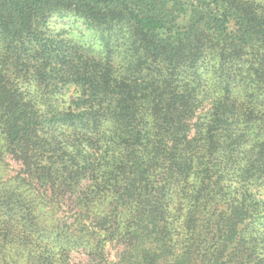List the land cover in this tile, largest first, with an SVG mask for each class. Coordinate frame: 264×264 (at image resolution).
<instances>
[{"label": "trees", "instance_id": "obj_1", "mask_svg": "<svg viewBox=\"0 0 264 264\" xmlns=\"http://www.w3.org/2000/svg\"><path fill=\"white\" fill-rule=\"evenodd\" d=\"M4 159L0 264H261L264 0H0Z\"/></svg>", "mask_w": 264, "mask_h": 264}, {"label": "rangeland", "instance_id": "obj_2", "mask_svg": "<svg viewBox=\"0 0 264 264\" xmlns=\"http://www.w3.org/2000/svg\"><path fill=\"white\" fill-rule=\"evenodd\" d=\"M49 27L51 30L54 31V33L60 34L59 37L64 39H70L73 38L75 42L80 44L82 47L87 49L88 51H92L93 53L97 55H101L103 53L102 49L95 43V38L93 36H90L88 32L85 30L82 23L72 17H65V18H53L50 21ZM89 48V49H88ZM74 90L70 89V92L65 95V98H71V96L74 94ZM48 159V157H44L43 162L39 165V167H43L45 165V160ZM23 172H20V168H16V164H13L12 161L9 159H4L0 163V178H14L16 176H20ZM27 175H24L26 177ZM29 183V181H28ZM31 185L29 183V186L26 184L21 187V192L26 196L29 200H32V204L35 207V202L38 208H41L39 204H41V201L43 200L42 194L39 189H36V186ZM34 188L35 190L31 189ZM264 188V187H263ZM36 191V192H35ZM40 211V210H39ZM41 212V211H40ZM264 221V216L262 218ZM259 230L264 233V222L261 225H257ZM31 233L35 234V236H38V234L34 229H31ZM57 252V250H55ZM72 260L75 263H79L78 260L75 258V256H72ZM263 262V263H262ZM261 264H264V260H262ZM260 264V263H258Z\"/></svg>", "mask_w": 264, "mask_h": 264}]
</instances>
